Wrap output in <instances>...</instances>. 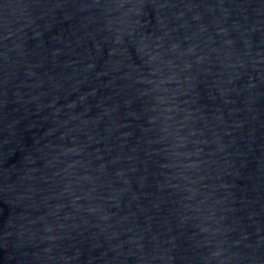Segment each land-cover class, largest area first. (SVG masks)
Listing matches in <instances>:
<instances>
[{"label":"water","instance_id":"water-1","mask_svg":"<svg viewBox=\"0 0 264 264\" xmlns=\"http://www.w3.org/2000/svg\"><path fill=\"white\" fill-rule=\"evenodd\" d=\"M0 264H264V0H0Z\"/></svg>","mask_w":264,"mask_h":264}]
</instances>
